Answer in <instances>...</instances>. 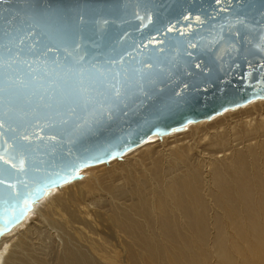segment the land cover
Instances as JSON below:
<instances>
[{
  "label": "water",
  "instance_id": "obj_1",
  "mask_svg": "<svg viewBox=\"0 0 264 264\" xmlns=\"http://www.w3.org/2000/svg\"><path fill=\"white\" fill-rule=\"evenodd\" d=\"M259 97L264 0H0V236L83 167Z\"/></svg>",
  "mask_w": 264,
  "mask_h": 264
},
{
  "label": "bare ground",
  "instance_id": "obj_2",
  "mask_svg": "<svg viewBox=\"0 0 264 264\" xmlns=\"http://www.w3.org/2000/svg\"><path fill=\"white\" fill-rule=\"evenodd\" d=\"M81 172L0 236V264H264V97Z\"/></svg>",
  "mask_w": 264,
  "mask_h": 264
},
{
  "label": "rangeland",
  "instance_id": "obj_3",
  "mask_svg": "<svg viewBox=\"0 0 264 264\" xmlns=\"http://www.w3.org/2000/svg\"><path fill=\"white\" fill-rule=\"evenodd\" d=\"M159 141H160V139H158V138H154V139L151 140V142H152L151 144H152V145H151V144H149V145H150L151 147H153V146H157V145H159V143H158ZM156 144H157V145H156ZM147 148H150V147H149V146H145V147L143 146L142 148H140L141 150H139V152L142 151L143 149L146 150ZM139 152L137 151L136 154L139 153ZM101 165H103V164H101ZM104 172H105V170H104V171H101L100 173H104ZM82 177H83V176H82ZM82 177H81V178H82Z\"/></svg>",
  "mask_w": 264,
  "mask_h": 264
},
{
  "label": "snow or ice",
  "instance_id": "obj_4",
  "mask_svg": "<svg viewBox=\"0 0 264 264\" xmlns=\"http://www.w3.org/2000/svg\"><path fill=\"white\" fill-rule=\"evenodd\" d=\"M114 95H115V97H119L120 96V92L119 91H116L115 93H114ZM0 159H2V157H0ZM14 166V165H13Z\"/></svg>",
  "mask_w": 264,
  "mask_h": 264
}]
</instances>
